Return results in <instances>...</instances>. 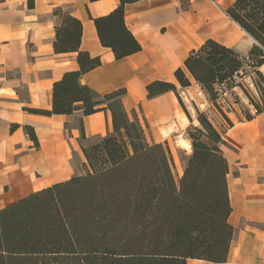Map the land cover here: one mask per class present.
<instances>
[{
  "label": "trees",
  "instance_id": "obj_1",
  "mask_svg": "<svg viewBox=\"0 0 264 264\" xmlns=\"http://www.w3.org/2000/svg\"><path fill=\"white\" fill-rule=\"evenodd\" d=\"M96 1V0H90ZM137 0H119L107 15L93 19L102 46L115 59L141 49L124 23V6ZM32 5V4H31ZM256 42L244 59L208 39L185 58L184 70L174 76L182 88L188 75L215 107L224 86H235L244 60L258 69L264 63V0H234L225 10ZM54 51L77 52V70L67 71L52 87L50 111L31 112L83 115L108 109L112 131L84 149L86 173L30 194L0 210V264H186L189 259L223 262L232 236L227 160L220 148L222 133L204 112L197 125L186 130L191 150L182 176L176 181L166 142H149L136 115L124 109L119 89L99 94L79 78L99 66L79 49L82 23L57 8ZM264 85V76L255 71ZM175 92L186 117L191 116L172 83L153 81L147 97ZM264 103V88L259 87ZM256 112L264 110L253 103ZM246 115V118H250ZM227 126L230 119L223 115ZM82 131V130H81ZM83 132V131H82ZM35 139L33 133L28 131Z\"/></svg>",
  "mask_w": 264,
  "mask_h": 264
},
{
  "label": "crops",
  "instance_id": "obj_2",
  "mask_svg": "<svg viewBox=\"0 0 264 264\" xmlns=\"http://www.w3.org/2000/svg\"><path fill=\"white\" fill-rule=\"evenodd\" d=\"M234 0H137L124 6L126 28L141 49L115 59L101 45L93 19L113 11L119 0H0V210L30 194L84 173V149L112 131L108 109L83 115H44L50 111L52 87L65 72L77 70V52L54 51L57 8L82 23L79 49L100 58V65L79 78L103 95L124 89L121 102L134 113L153 142L186 138L188 124L173 91L148 98L153 81L172 83L177 94L191 89L206 94L188 75L182 88L174 72L190 51L212 39L247 59L256 44L225 12ZM32 4V5H31ZM264 51V46H263ZM264 74V63L258 68ZM250 115V118H246ZM232 122L210 118L222 133L232 236L223 262L189 259L186 264H264V110L228 113ZM185 119V120H184ZM184 121V122H183ZM197 122V121H196ZM190 125V126H191ZM83 132H82V131ZM33 133L35 139L29 136Z\"/></svg>",
  "mask_w": 264,
  "mask_h": 264
},
{
  "label": "rangeland",
  "instance_id": "obj_3",
  "mask_svg": "<svg viewBox=\"0 0 264 264\" xmlns=\"http://www.w3.org/2000/svg\"><path fill=\"white\" fill-rule=\"evenodd\" d=\"M251 64V61L244 60L242 70L235 77V86L229 90L228 94L222 95L219 91V96L217 97V105L219 106V108L213 106L208 101L209 107L206 109V111H204V97H202L201 94L194 88L191 89V94L194 100L191 99L189 95H187L186 97L182 93H178L189 115L194 118L193 124L197 123V111L204 112L208 119L210 118L213 122L216 123L218 119L224 120L223 115H226L228 117V113L230 112L236 113L237 110L244 111L248 110V108L250 107L255 109L253 103H257L259 107H264V103L259 91V87L261 88V90H263L264 85L255 72L258 69L251 66ZM205 96L207 97V95ZM227 105L229 106V108L227 107ZM190 125L191 124H188V127H190ZM147 140L150 143L153 142L149 137H147ZM180 140H183V137L178 136L177 138L170 139L168 142L164 141L166 142L167 147L171 153L173 162V174L176 181H179L180 177L183 174L191 150V145L189 148H187L183 143L181 144ZM85 173L86 168H84L83 175Z\"/></svg>",
  "mask_w": 264,
  "mask_h": 264
},
{
  "label": "bare ground",
  "instance_id": "obj_4",
  "mask_svg": "<svg viewBox=\"0 0 264 264\" xmlns=\"http://www.w3.org/2000/svg\"><path fill=\"white\" fill-rule=\"evenodd\" d=\"M185 120V119H184ZM184 122V121H183ZM180 142H181V144L183 143L187 148H189L190 147V141L189 140H185L184 141V139L183 140H180Z\"/></svg>",
  "mask_w": 264,
  "mask_h": 264
},
{
  "label": "built area",
  "instance_id": "obj_5",
  "mask_svg": "<svg viewBox=\"0 0 264 264\" xmlns=\"http://www.w3.org/2000/svg\"><path fill=\"white\" fill-rule=\"evenodd\" d=\"M229 90H230V89H226V88L223 86V87H222V90H221V92H222L221 94H222V95H226V94L229 93ZM222 105H223V104H222ZM227 107L229 108L228 105H227Z\"/></svg>",
  "mask_w": 264,
  "mask_h": 264
}]
</instances>
